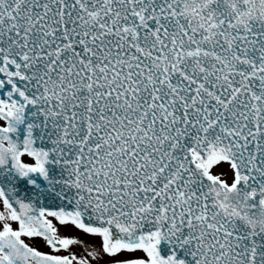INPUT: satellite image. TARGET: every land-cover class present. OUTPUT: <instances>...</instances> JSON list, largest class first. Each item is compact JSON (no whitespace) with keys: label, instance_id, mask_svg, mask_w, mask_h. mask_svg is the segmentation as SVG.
<instances>
[{"label":"snow or ice","instance_id":"snow-or-ice-1","mask_svg":"<svg viewBox=\"0 0 264 264\" xmlns=\"http://www.w3.org/2000/svg\"><path fill=\"white\" fill-rule=\"evenodd\" d=\"M0 264H264V0H0Z\"/></svg>","mask_w":264,"mask_h":264},{"label":"rangeland","instance_id":"rangeland-1","mask_svg":"<svg viewBox=\"0 0 264 264\" xmlns=\"http://www.w3.org/2000/svg\"><path fill=\"white\" fill-rule=\"evenodd\" d=\"M72 232L74 233V232H75V230H72ZM94 242H96V241H94Z\"/></svg>","mask_w":264,"mask_h":264}]
</instances>
